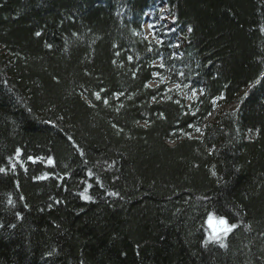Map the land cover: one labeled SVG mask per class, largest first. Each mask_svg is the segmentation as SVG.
Returning <instances> with one entry per match:
<instances>
[{"label": "trees", "instance_id": "1", "mask_svg": "<svg viewBox=\"0 0 264 264\" xmlns=\"http://www.w3.org/2000/svg\"><path fill=\"white\" fill-rule=\"evenodd\" d=\"M157 1L0 0V264H264V0Z\"/></svg>", "mask_w": 264, "mask_h": 264}, {"label": "rangeland", "instance_id": "2", "mask_svg": "<svg viewBox=\"0 0 264 264\" xmlns=\"http://www.w3.org/2000/svg\"><path fill=\"white\" fill-rule=\"evenodd\" d=\"M162 9L163 2L160 0L157 3V10L149 11L144 16L143 35L145 37L150 38L153 32H166L168 29L172 30L168 19L164 17Z\"/></svg>", "mask_w": 264, "mask_h": 264}, {"label": "snow or ice", "instance_id": "3", "mask_svg": "<svg viewBox=\"0 0 264 264\" xmlns=\"http://www.w3.org/2000/svg\"><path fill=\"white\" fill-rule=\"evenodd\" d=\"M189 31H191V29H189ZM0 171H4V170L0 169ZM82 195L84 196L85 199H91V197L87 196L86 192ZM9 202L11 203V201ZM209 221H210V227L213 229V232L217 234L223 233L226 235L227 233L233 231V229L235 228V225H231L229 221L225 218H219L218 220H215L213 222V218L209 217Z\"/></svg>", "mask_w": 264, "mask_h": 264}, {"label": "bare ground", "instance_id": "4", "mask_svg": "<svg viewBox=\"0 0 264 264\" xmlns=\"http://www.w3.org/2000/svg\"><path fill=\"white\" fill-rule=\"evenodd\" d=\"M160 0H158L157 2H156V10H157V3L159 2ZM162 2H163V12H164V15H167V12H166V10H167V8H166V3H165V1L164 0H162ZM179 54V53H178ZM215 220L213 219V222H214ZM207 225H208V227H209V229L211 230V231H213V229L210 227V221H208L207 222ZM220 234V233H219Z\"/></svg>", "mask_w": 264, "mask_h": 264}]
</instances>
